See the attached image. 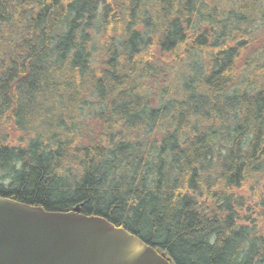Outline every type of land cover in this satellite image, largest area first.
I'll list each match as a JSON object with an SVG mask.
<instances>
[{"label":"trees","instance_id":"obj_1","mask_svg":"<svg viewBox=\"0 0 264 264\" xmlns=\"http://www.w3.org/2000/svg\"><path fill=\"white\" fill-rule=\"evenodd\" d=\"M3 121L34 135L0 140V197L264 264V0H0Z\"/></svg>","mask_w":264,"mask_h":264},{"label":"water","instance_id":"obj_2","mask_svg":"<svg viewBox=\"0 0 264 264\" xmlns=\"http://www.w3.org/2000/svg\"><path fill=\"white\" fill-rule=\"evenodd\" d=\"M0 264H173L136 234L76 207L45 210L0 197Z\"/></svg>","mask_w":264,"mask_h":264},{"label":"rangeland","instance_id":"obj_3","mask_svg":"<svg viewBox=\"0 0 264 264\" xmlns=\"http://www.w3.org/2000/svg\"><path fill=\"white\" fill-rule=\"evenodd\" d=\"M27 111H31L32 109L35 108V102L30 103V104H26ZM68 118L62 117V120H64L65 123H67L68 126L71 125V121H69ZM93 119V118H92ZM45 121H49L50 123L54 120L53 116L48 117L47 119H43ZM80 120V119H79ZM89 127H91V129H93V131H95V133L98 132V129L96 127V122L92 121L90 119H87ZM41 127L45 128L48 130V126L46 125H41ZM51 132V130H50ZM49 132V133H50ZM48 133V134H49ZM33 132L29 129V130H17V127L15 129V127L11 124H8L6 121H3L2 123H0V140L2 143L4 142H8V143H12V144H18V145H25L29 139L33 136ZM81 137H76L75 141L78 142V140ZM68 155H65L62 157V159H64V161H67L65 163H68ZM252 183L249 182L245 187H243L240 192L242 194H246L249 192V187H252L251 185ZM257 192V193H256ZM256 192L255 195L253 196V201H256V199L258 200V202L260 203H264L263 199H264V188L263 189H259L258 186L256 185ZM258 197V198H257ZM260 207L257 208L258 213H260L261 215H254L253 217L256 219L257 223H264V205H259ZM261 227V226H260Z\"/></svg>","mask_w":264,"mask_h":264}]
</instances>
